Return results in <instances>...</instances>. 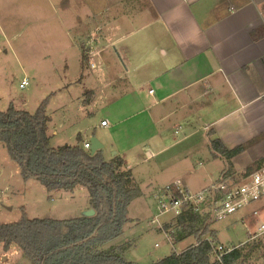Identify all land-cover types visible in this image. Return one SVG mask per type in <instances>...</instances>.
<instances>
[{"label":"rangeland","instance_id":"rangeland-1","mask_svg":"<svg viewBox=\"0 0 264 264\" xmlns=\"http://www.w3.org/2000/svg\"><path fill=\"white\" fill-rule=\"evenodd\" d=\"M52 6L55 4H50L48 0H0V110L5 111L13 105L33 115L47 101V113L51 119L48 136L54 149L76 146L81 143L79 135L82 144L96 138L106 146L104 154L107 160L113 158V154L123 146L130 148L126 161L131 167L127 169L132 171L142 196L131 203L129 212L134 221L125 227L124 234L115 243H131L124 256L137 264H154L173 251L183 252L198 241L191 236L172 246L165 234L158 232L157 225L152 224L153 214L158 207L155 196L168 185L187 187L179 181L183 178L190 183L195 180L194 185L198 188L209 189L223 179L222 173L228 170L230 174L226 173V180L232 181L231 178L236 177L232 173L234 168H230L227 159L212 158V150L207 148L183 158L176 167L168 168L165 172L154 162H149L146 155L148 141L145 139L151 131H161L162 128L151 127L145 115L121 123L130 113L124 110L128 105L122 100L125 94L130 95L128 93L132 87L126 80L128 64L119 54L131 41L117 46H109L114 41L112 39L100 38L96 41L98 47L108 49L101 56L105 72H100L99 58L92 60L97 69L92 68L89 61L83 60L82 47L90 45L92 41L85 39L74 23L78 16L77 5L71 9ZM87 10H83L84 14H87ZM113 11L109 14L110 19L118 24L117 18L113 20ZM87 26L93 28L89 31L93 34L95 25ZM101 26L111 29L117 25L108 23ZM147 29L146 32H153V29ZM158 42L161 41L148 43L136 36V46L131 49L139 46L157 49ZM133 59L135 61L137 57ZM24 80L29 84L22 89L20 86ZM143 100L142 105H132L137 106L134 108L137 112L143 106L152 104L149 99ZM102 121L109 122V127L103 128ZM166 130H171L166 143L173 141L171 138L178 140L182 137L180 133L176 134L178 131L173 126ZM179 154L186 157L188 153L183 151ZM262 154L264 152H252L236 164L241 167L251 155ZM89 207V192L85 187H77L73 192H50L36 179L24 180L21 167L10 158L5 143L0 142V224L19 222L24 213L30 219L72 220L81 217ZM239 214L224 221H207L212 232L217 231V238L213 237L215 245H232L236 240V244L240 245L249 240L248 227L238 219ZM171 219L164 218L163 222ZM234 221L238 222L235 224ZM263 224L264 220L260 217L252 221L250 227L260 233L259 228ZM239 247L243 258L236 264H264V235L255 244ZM0 264L32 263L17 245L5 251L0 244Z\"/></svg>","mask_w":264,"mask_h":264},{"label":"crops","instance_id":"crops-1","mask_svg":"<svg viewBox=\"0 0 264 264\" xmlns=\"http://www.w3.org/2000/svg\"><path fill=\"white\" fill-rule=\"evenodd\" d=\"M48 2L55 4L53 8L71 9L77 5L78 16L73 22L79 27L80 34L92 41L82 47V56L87 57L94 69L97 68L92 60L99 58L100 72H105L101 56L108 49L98 47L96 41L100 38L114 40L109 46L131 41L119 54L128 64L126 80L132 87L130 95L125 94L122 100L128 105L124 110L130 113L121 123L145 115L151 127L162 128L161 131H151L145 139L148 141L146 155L149 162H154L165 172L176 167L183 158L206 148L212 150V158H224L211 147L213 141L220 140L229 150L245 147L240 155L231 160L232 173L236 176L231 180L236 184L242 183L250 173L264 165V154L251 155L241 167L236 164L252 152H264V0ZM84 9H89L87 14H84ZM111 11L114 13L113 20L117 18L118 24L111 21ZM108 23L117 26L111 29L101 26ZM90 24L95 25L93 34L89 32L93 28L87 26ZM147 28L153 29V32H146ZM136 36L148 43L161 41L158 42L159 48L139 46L131 49L136 46ZM134 57L137 60L134 61ZM143 98L151 100L152 104L143 106L137 112L134 109L137 106L132 105L144 104ZM171 126L182 137L178 136V140L171 138L173 141L166 143L171 132L166 129H171ZM85 142L91 144V141ZM129 149L123 146L113 154V158L119 156L123 159L128 169L131 167L126 161ZM183 151L188 153L186 157L179 154ZM248 167L250 170H247ZM242 168L245 170L242 171ZM227 172L222 173V178ZM238 175L241 177L238 178ZM179 181L193 192L206 189L196 187L195 180L191 183L185 178ZM256 211L258 215L254 214ZM238 213V219L248 227L249 240L240 245L236 244V240L232 245L224 246L255 244L264 235V232L257 233L255 228L252 230L250 227L252 221L260 217L264 220V197ZM237 222L234 221L235 224Z\"/></svg>","mask_w":264,"mask_h":264},{"label":"trees","instance_id":"trees-1","mask_svg":"<svg viewBox=\"0 0 264 264\" xmlns=\"http://www.w3.org/2000/svg\"><path fill=\"white\" fill-rule=\"evenodd\" d=\"M83 60L87 61L85 55ZM41 105L33 115L13 105L0 110V142L5 143L10 158L21 167L24 180L36 179L50 192L87 188L90 209H94L96 215L62 221L30 219L24 213L19 222L0 224L3 249L8 251L12 245H17L32 264H137L124 256L131 243H115L124 234L125 227L134 221L129 212L131 203L142 196L132 172L119 156L107 160L103 150L91 155L80 135L81 143L76 146L52 148L47 101ZM211 147L229 161L230 168L231 160L245 150L243 146L226 149L220 140L213 141ZM226 179L223 176L218 182ZM210 220H213L210 209L203 213L186 209L173 220V230L179 238L176 244L195 236L197 246H190L181 253L173 251L154 264L238 263L243 255L237 245L230 246L234 250L221 262L215 258L211 244L204 239L206 235H210L212 241L213 237L217 238V232L213 233L210 223L207 224ZM166 225V229H171V225ZM65 226L70 227L67 234H64ZM96 232L95 238L80 244Z\"/></svg>","mask_w":264,"mask_h":264},{"label":"built area","instance_id":"built-area-1","mask_svg":"<svg viewBox=\"0 0 264 264\" xmlns=\"http://www.w3.org/2000/svg\"><path fill=\"white\" fill-rule=\"evenodd\" d=\"M28 81L24 80L20 88L28 86ZM153 93V91H151ZM102 127H107L108 122L103 121ZM84 148L90 150V142L84 143ZM158 204L157 210L153 214L152 224L157 225L158 232L165 234L167 241L176 245L175 230H173V220L180 217L186 209H193L195 213H203V210L210 209L211 216L215 221H224L232 215L258 203L264 197V165L250 173L242 183L222 180L217 182L212 188L195 193L182 187L181 185H168L156 195ZM211 205V206H210ZM258 215V212H254ZM172 217L173 219L163 222V219ZM171 225V229H166V224ZM260 231L264 232V225ZM205 241L211 244L215 258L221 262L223 257L231 253L234 248L223 245H215L209 237ZM197 246V244H195ZM158 246V245H156Z\"/></svg>","mask_w":264,"mask_h":264},{"label":"water","instance_id":"water-1","mask_svg":"<svg viewBox=\"0 0 264 264\" xmlns=\"http://www.w3.org/2000/svg\"><path fill=\"white\" fill-rule=\"evenodd\" d=\"M103 148H104V146L96 138L91 139V149H90L91 155H95L98 151L103 150ZM95 215H96V211L94 209H90L83 214V216L89 217V218L94 217ZM69 230H70V227L65 226L64 227V234H67ZM96 235H97V232L94 233L91 237L81 241L80 244L89 242L90 240L95 238Z\"/></svg>","mask_w":264,"mask_h":264}]
</instances>
